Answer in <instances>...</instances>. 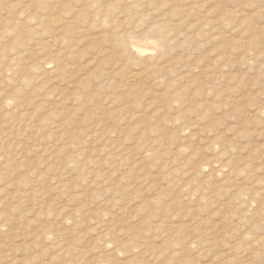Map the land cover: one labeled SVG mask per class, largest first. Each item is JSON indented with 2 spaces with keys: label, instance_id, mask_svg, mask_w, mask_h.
Here are the masks:
<instances>
[{
  "label": "rangeland",
  "instance_id": "rangeland-1",
  "mask_svg": "<svg viewBox=\"0 0 264 264\" xmlns=\"http://www.w3.org/2000/svg\"><path fill=\"white\" fill-rule=\"evenodd\" d=\"M23 1L0 0V264H264V0Z\"/></svg>",
  "mask_w": 264,
  "mask_h": 264
},
{
  "label": "bare ground",
  "instance_id": "bare-ground-1",
  "mask_svg": "<svg viewBox=\"0 0 264 264\" xmlns=\"http://www.w3.org/2000/svg\"><path fill=\"white\" fill-rule=\"evenodd\" d=\"M8 0H6V2H7ZM15 1V0H14ZM25 1V0H24ZM23 1V2H24ZM29 1V0H28ZM30 1H32V0H30ZM29 1V2H30ZM62 0H40V6L42 7V9H47V10H53V12H54V10H56L57 11V9L58 8H60V7H62V5H64L65 3L64 2H66L65 0H64V2L62 1ZM75 1H77L79 4H80V9H74V7H72V5L69 3V2H67L66 4H68L69 3V5H71V8H69L67 5L65 6V7H68L67 8V11L69 12L68 14H69V16H71V20L72 21H74V20H77V21H81V22H83L84 21V19L87 17V16H89L90 14H92V15H96V16H99V17H101V19L100 20H102V22H105V18H108V16H109V14H113L114 12H116V10L114 9V7L115 6H110V3H109V6L106 4V3H104V0H75ZM108 1V0H107ZM106 1V2H107ZM9 2H11V1H9ZM28 2V3H29ZM32 2H34V1H32ZM76 2V3H77ZM118 2V1H117ZM36 3V2H35ZM35 3H31V5H33V4H35ZM38 3H39V1H38ZM113 3V2H112ZM116 3V2H115ZM135 3H137V2H135ZM135 3H132V4H135ZM12 4V3H11ZM10 4V5H11ZM30 4V3H29ZM106 4V5H105ZM5 5V4H4ZM8 5V4H7ZM15 5V4H14ZM21 5H23V4H21ZM25 5V4H24ZM24 5H23V7H24ZM30 5V6H31ZM105 5V6H104ZM112 5H114V4H112ZM12 6H13V4H12ZM26 6H27V4H26ZM29 6V5H28ZM40 6L38 7L39 9H40ZM6 7V6H5ZM14 7H16V5L14 6ZM22 7V8H23ZM31 7H33V9H34V6H31ZM64 7V8H65ZM116 7H117V5H116ZM115 7V8H116ZM4 8V7H3ZM10 8V7H9ZM21 8V6H20V10L22 9ZM27 9L28 8H30V7H26ZM63 8V10L65 11L66 9H64ZM12 9V8H11ZM42 9H40V11H42ZM117 9V8H116ZM261 9H264V8H261ZM4 10V9H3ZM23 10L24 9H22V12H23ZM59 10V9H58ZM63 10H61L60 9V11H63ZM69 10H71V12L69 11ZM76 10H77V12H76ZM110 10H111V12H110ZM122 10V9H121ZM241 10V9H240ZM7 11V10H6ZM46 11V10H45ZM25 12V11H24ZM29 12V11H28ZM44 12V11H43ZM49 12V11H48ZM120 12H122L123 13V15L125 16L122 20L124 21V22H126V23H130L132 20V18H131V16L133 15V14H135V12H136V8H135V10L132 8V7H130V9L129 10H125V9H123L122 11H120ZM42 13V12H41ZM65 13H67V12H65ZM71 13V14H70ZM26 14V13H25ZM111 14V15H112ZM131 15V16H130ZM95 16V17H96ZM114 16V15H113ZM112 16V17H113ZM68 17V16H67ZM95 17H94V19H95ZM111 17V18H112ZM93 19V20H94ZM109 19V18H108ZM113 20V19H112ZM115 20V19H114ZM130 20V21H129ZM67 21H69V19L67 20ZM98 21V20H97ZM110 21V20H109ZM121 21V20H120ZM116 28V27H115ZM114 28V29H115ZM149 29H145V30H148L146 33H153V34H157L158 32L159 33H163V34H165V38L164 39H161V42L160 43H162V45H165L166 44V42H168L169 40V33L167 32L168 31V28L169 27H167V26H165V25H160V26H158V28H155L153 25H151L150 27H148ZM111 30V29H110ZM110 30H108V31H110ZM170 30H171V28H170ZM116 31H118L117 29H116ZM124 31V30H123ZM127 30H125V32H126ZM155 33H154V32ZM112 32V31H111ZM143 32V31H142ZM113 33V32H112ZM112 33H110L109 35H111V37L109 36V38H112L113 36H112ZM128 31H127V33H124L123 32V34H117V37H118V39H117V42H119V45H121L122 46V48H120V49H117V51L118 50H122L123 49V51H129V52H134V54L136 55V53H140V52H143L144 50H142V48H141V45L138 43L139 41H140V38L141 39H143L144 37V34L143 33H141L142 35L139 37V34L138 35H135V36H132V35H130L131 36V38H130V36L128 35ZM134 33V32H133ZM167 33H168V35H167ZM147 36H148V38H151L152 37V35L151 34H147ZM40 38V37H39ZM147 38V37H146ZM113 39V38H112ZM111 40V39H110ZM148 40V39H147ZM157 42V41H156ZM23 44V43H22ZM36 44L37 45H40L41 47L42 46H44V41H43V39L41 38L39 41H36ZM157 44H159V43H157ZM116 45V44H115ZM161 45V44H160ZM113 46V45H112ZM117 46V45H116ZM118 47V46H117ZM119 48V47H118ZM127 51V52H128ZM128 52V53H129ZM126 53V52H125ZM128 53H126V54H128ZM133 54V53H132ZM143 54V53H142ZM126 56V55H125ZM134 56V55H133ZM148 56V55H147ZM151 56V55H150ZM145 57V56H144ZM20 58V57H19ZM138 58V57H137ZM134 74H136V73H134ZM260 112V111H259ZM220 169V168H219ZM221 170V169H220ZM217 172V171H216ZM228 174V173H227ZM180 175V174H179ZM225 177V176H224ZM259 185H260V183H259ZM241 198V197H240ZM238 199V198H237ZM7 221V220H6ZM112 250V249H111Z\"/></svg>",
  "mask_w": 264,
  "mask_h": 264
}]
</instances>
